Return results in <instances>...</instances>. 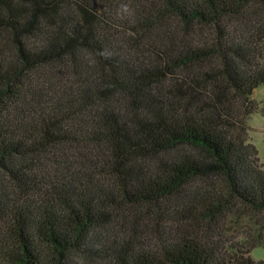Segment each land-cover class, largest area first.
<instances>
[{
    "label": "trees",
    "instance_id": "trees-1",
    "mask_svg": "<svg viewBox=\"0 0 264 264\" xmlns=\"http://www.w3.org/2000/svg\"><path fill=\"white\" fill-rule=\"evenodd\" d=\"M261 86L264 0H0V264H264L164 226L264 212Z\"/></svg>",
    "mask_w": 264,
    "mask_h": 264
},
{
    "label": "rangeland",
    "instance_id": "rangeland-1",
    "mask_svg": "<svg viewBox=\"0 0 264 264\" xmlns=\"http://www.w3.org/2000/svg\"><path fill=\"white\" fill-rule=\"evenodd\" d=\"M253 97L256 111L248 116L246 123L249 126V141L257 147L264 168V86L255 90ZM186 216V211L172 204V219H164V226L172 233L190 229L203 235L210 234L222 240L226 246L251 247V253L257 260L264 259V212L249 211L239 203L228 204L218 219L210 222L208 229L202 220L196 222Z\"/></svg>",
    "mask_w": 264,
    "mask_h": 264
}]
</instances>
